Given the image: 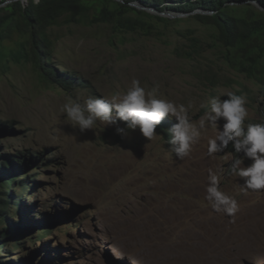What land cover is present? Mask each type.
I'll list each match as a JSON object with an SVG mask.
<instances>
[{
	"label": "rangeland",
	"instance_id": "1",
	"mask_svg": "<svg viewBox=\"0 0 264 264\" xmlns=\"http://www.w3.org/2000/svg\"><path fill=\"white\" fill-rule=\"evenodd\" d=\"M110 1L147 11L153 33L118 34L108 23L66 18L47 30L56 71H75L86 88L52 85L25 59L11 58L0 72L1 174L14 168L11 156L29 158L12 180L17 193L5 189L15 214L4 223L0 264H264V190L244 191L243 180L229 174L233 149L208 154L217 127H206L179 159L167 136L174 117L166 116L151 139L138 128L121 138L116 128L126 127L123 121L98 120L81 133L61 112L69 96L111 100L138 79L146 91L157 87L160 98L192 101L194 123L206 111L201 104L228 93L246 98L245 126L264 122L263 83L231 70L216 31L194 17L205 12L180 13L167 2L161 13L142 0ZM177 48L196 53L183 58ZM210 171L236 200L232 214L207 199Z\"/></svg>",
	"mask_w": 264,
	"mask_h": 264
},
{
	"label": "trees",
	"instance_id": "2",
	"mask_svg": "<svg viewBox=\"0 0 264 264\" xmlns=\"http://www.w3.org/2000/svg\"><path fill=\"white\" fill-rule=\"evenodd\" d=\"M167 2L170 4L167 9H177L180 13L205 12L194 17L216 31L217 42L225 50L226 62L231 70L249 79L261 80L264 85V12L256 6L260 3L264 8V0H142L144 7L158 8L161 13L164 10L160 7ZM3 3L4 0H0V5ZM148 16L150 14L147 11L131 3L119 4L110 0H39L38 4L31 1L27 6L21 1L13 2L0 8V72L11 58L17 61L25 59L33 62L44 80L52 85L68 92L86 88L87 82L78 77L75 71L64 68H61L63 72L56 71L53 66L55 50L51 47L47 30L66 18L70 23H108L118 34L147 35L154 31L153 25L146 19ZM156 18L171 22L161 15ZM193 48H197L196 45ZM195 53L196 50L176 49V54L183 58H190ZM167 136L171 139L169 132ZM228 149H233L231 144ZM27 159L28 156L22 153L11 156L9 162L14 164V168L4 174L0 172V176L3 175L0 181L1 242L8 235L4 223L9 222V218L15 214L11 203L6 200L5 189L9 192L15 189L17 193V181L12 180H15V174L24 171ZM3 165H0V169ZM15 193L12 198L16 197ZM37 237L42 238L43 235Z\"/></svg>",
	"mask_w": 264,
	"mask_h": 264
},
{
	"label": "clouds",
	"instance_id": "3",
	"mask_svg": "<svg viewBox=\"0 0 264 264\" xmlns=\"http://www.w3.org/2000/svg\"><path fill=\"white\" fill-rule=\"evenodd\" d=\"M39 3V0H33ZM246 98L235 93H228L227 99L212 97L207 104H201L206 111L194 123L189 115L193 107L192 101L187 106L160 98L158 88L146 91L138 79H133L130 86L111 100L103 97L88 96L83 102L69 96L61 106V112L81 133L91 130L99 120L106 126L125 122L126 127H117L116 132L121 138L128 136L129 130L137 128L146 138H153L156 127L166 116L174 117L177 123L168 129L171 134L172 152L179 159L190 154L201 132L208 126L217 127V134L208 141V154L223 152L231 144L238 155L229 165V174L243 180L241 188L244 191L264 190V122L248 123L245 120L248 110L245 107ZM223 120L222 128L218 122ZM252 162L243 166L245 160ZM207 199L217 211L232 214L237 208V202L221 192L218 186V176L211 172L208 177Z\"/></svg>",
	"mask_w": 264,
	"mask_h": 264
},
{
	"label": "water",
	"instance_id": "4",
	"mask_svg": "<svg viewBox=\"0 0 264 264\" xmlns=\"http://www.w3.org/2000/svg\"><path fill=\"white\" fill-rule=\"evenodd\" d=\"M14 1H21L23 3L24 6L27 5V0H7L5 3H3L2 5H0V8L1 7H4V6H7L8 4H11L13 3ZM196 12V11H195ZM207 13V12H206Z\"/></svg>",
	"mask_w": 264,
	"mask_h": 264
}]
</instances>
